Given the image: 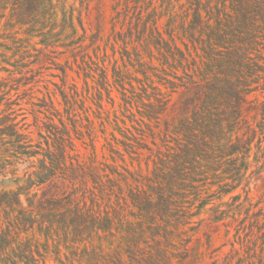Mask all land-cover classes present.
Masks as SVG:
<instances>
[{
    "label": "trees",
    "instance_id": "1",
    "mask_svg": "<svg viewBox=\"0 0 264 264\" xmlns=\"http://www.w3.org/2000/svg\"><path fill=\"white\" fill-rule=\"evenodd\" d=\"M58 4L0 0V26L15 30L16 41L22 30L26 40L50 45L62 34ZM184 7L169 23L171 39L158 31V63L137 59L154 100L140 111L147 131L124 145L139 157L149 151L146 171L141 162L122 173L73 155L67 126L53 118L40 130L44 147L0 108V171L26 163L15 188H0V264H198L191 238L182 236L197 213L207 214L198 226L237 224L238 240L220 264H264V220L260 211L250 216L249 191L224 201L264 172V100L250 98L264 89V0H186ZM163 88L181 91L180 102Z\"/></svg>",
    "mask_w": 264,
    "mask_h": 264
},
{
    "label": "rangeland",
    "instance_id": "2",
    "mask_svg": "<svg viewBox=\"0 0 264 264\" xmlns=\"http://www.w3.org/2000/svg\"><path fill=\"white\" fill-rule=\"evenodd\" d=\"M185 2L59 0L56 31L62 34L50 45L43 43L41 37L26 40L27 35L22 30L16 34L22 40L16 41L12 37L15 30H4L0 26L1 110L11 112L19 126L31 132L34 142L42 141L44 147L46 140L40 130L53 118L60 126L61 121L67 126L73 139V155L86 160L95 158L101 168L107 165L122 173L126 169L138 171L141 162L146 171L149 151L144 150V155L139 157L135 149L127 151L124 145L128 136H141L143 130L147 131L140 111L144 110V104L154 100L153 88H145L144 76L137 71V59L143 57L158 63V31L164 39H171L169 23L175 16L180 20L185 9L181 6ZM263 80L260 84H264ZM163 91L166 95L171 93L172 103L180 102L181 91L172 93L170 88ZM250 98L264 100V89L255 91ZM246 115L253 125L260 119L256 111L250 110ZM146 140L153 146L152 137ZM133 144L136 148V143ZM111 146L115 150L112 151ZM256 151L255 148L252 158ZM34 160L37 162L36 157ZM25 164H8L0 171V188H15L14 179L24 174ZM247 191L246 207L250 209V216L260 211V218L264 220V172L254 174L248 187L240 186L231 191L224 201L232 203L234 194H242L241 199H244ZM210 202L217 204L220 200ZM194 206V211L200 212L202 206L198 201ZM206 216L197 213L182 236L191 238V261L220 264L230 254L232 243L238 240L237 224L217 226L206 220L198 226L200 218ZM192 226L198 229L193 230ZM262 241L257 240L258 249ZM239 246L237 243L236 247Z\"/></svg>",
    "mask_w": 264,
    "mask_h": 264
}]
</instances>
